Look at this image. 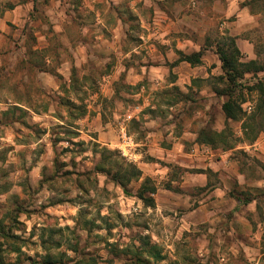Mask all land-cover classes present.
<instances>
[{"label":"rangeland","instance_id":"obj_1","mask_svg":"<svg viewBox=\"0 0 264 264\" xmlns=\"http://www.w3.org/2000/svg\"><path fill=\"white\" fill-rule=\"evenodd\" d=\"M17 6L28 21L24 33L11 25L10 33L0 36V85L14 90L0 101L29 103L37 112L11 107L0 117L20 123L0 127V220L21 238L16 253L9 246L1 251L5 262L44 264L51 255L55 264H264V232H259L264 195L252 187L240 194L234 182L237 170L251 185L264 176V133L256 143L243 134V124L257 114L259 95L238 91L247 115L235 122L226 120V99L213 91L219 84L214 78L223 73L217 48L227 37L240 47L253 44L255 59L264 64V0H0V17ZM61 8L76 11L77 25L69 35L85 43L80 58L66 65L58 57V40L48 43L43 37L48 29L42 28L44 10ZM91 8L101 12L102 24ZM159 25H176L177 31L160 36ZM187 36L201 42L199 49L209 56L198 66L176 63L180 51L174 45L173 55L163 43ZM21 47L27 48L30 65L19 60ZM49 56L55 57L52 62ZM10 57H18L14 66L6 65ZM161 65L169 76L155 86L147 77ZM144 71L147 77L139 81L136 73ZM41 73L50 74L45 80ZM180 76L190 77V84L169 87ZM259 78L264 80V72ZM255 81L248 76L243 84ZM256 125L264 127V116ZM123 127L135 142L128 149ZM226 128L232 150L196 142L201 130ZM12 132L19 133L15 145L7 140ZM126 164L142 172L128 194L107 175ZM36 168L40 176L34 181ZM221 172L233 178L229 195H220ZM146 180L159 191L165 209L145 207L136 198ZM260 196V217L250 207L238 214L227 211L237 198L247 202ZM187 201L190 209L204 203L210 208L184 218Z\"/></svg>","mask_w":264,"mask_h":264},{"label":"crops","instance_id":"obj_2","mask_svg":"<svg viewBox=\"0 0 264 264\" xmlns=\"http://www.w3.org/2000/svg\"><path fill=\"white\" fill-rule=\"evenodd\" d=\"M70 1H72V0H70ZM91 11H95V14L99 18V23L102 24V21L100 19L101 15H102L101 12L99 10L96 11L93 8H91ZM44 12H45V19H46L47 23H43L42 28L44 30H46V29H48V30H47V33L45 35H43V37L48 41V43L52 39L58 40V43H59V45H58V50H59L58 51V57H59V60L61 61L62 64H65V65L69 64L68 60H70L71 64H72L75 59L77 60V59L80 58L79 52L81 50H85L84 49L85 46H83V44H85V43H83V41L81 39H79V40L77 39L75 41L69 35L70 34L69 28H71L72 25H74V26L77 25V23L75 22V20L73 18V17L76 18L78 16L76 11H74V10H70L69 11L67 9L61 8L60 10H54V9L46 10L45 9ZM158 13L162 17H164V16L166 17V15H167L162 10H159ZM27 15L28 14L24 13V10H22L21 6H17V7H15V9L5 13L4 16H1L0 17V36H4L5 34H9L10 30H11V27H10L11 25H16L17 27H20V28L22 27L20 32L24 33L25 23H27V21H28V18L25 19V17ZM102 26H104V24ZM176 28H177L176 25L174 27H171V29H170L169 25L166 26V27L164 25H159V28H158L159 30L157 31V33L162 32L160 36L173 34V33H175L177 31ZM39 33H40V31H39ZM39 33L37 32V35ZM97 39L98 40H97L96 43L97 44H102V43H100V40H102V37H97ZM171 39H172L173 43L170 42L169 39L164 40L163 43L165 45L170 46L171 49H170L169 52L173 53V55H174V52H173L174 45H175V48L178 51H181V52H183L186 55H189V53H187L185 51L188 46H190L191 48H192V46L195 47V49H197V52L201 51L199 49V47H201L202 43L199 42L198 43L199 45H196L195 42H194L195 40L193 38L189 37V36H187L183 40L176 39L174 37H171ZM175 41H177V44H174ZM236 42H237V39H236ZM20 45H22V44H20ZM237 45L240 48V50L242 51V53L243 54L245 53L244 54V57H245L244 60L245 61H247L246 57H247V59L249 58L251 60H255V49H254L253 44H250L247 41V44H243L242 47H240V45L238 43H237ZM49 47H50V44H45V46L43 48L44 49H48ZM86 47H87V49H90V50L93 49V46L90 47L88 44H86ZM12 49H13V53L17 52V51H15L16 48H15L14 44H12ZM37 49H39V48H37V47L34 48L35 51ZM22 51H24V52H22ZM18 53L21 54L19 60L24 61L25 63H27V65L31 64L29 54L26 55V53H27V48L26 47H23V48L21 47L19 49ZM193 53H196V52H193ZM87 55H88V53H87ZM88 57H89V55H88ZM167 57H171L170 53H167ZM208 57L209 56H205V53H204L203 58H202V63H203V61H206ZM54 58L55 57L49 56L47 58V60L49 62H52V60ZM218 59H219V57H218ZM17 61H18V57H14V58L10 57L8 59V63L6 62V65L7 66H14ZM173 61H175V59L172 60V58H170V62L173 63ZM213 63L217 64V62H213ZM2 65H3V60L0 59V67ZM211 65H212V62H209V64L206 63L205 68L207 66L210 68ZM165 69H166V67L163 66V65H161L160 67H157V68H153V70L150 71V73L148 74L149 75L148 77L146 76V71H144L143 73H140V74L136 73L137 74V79H139V81H141L143 79L145 80L146 79L145 77H147L148 81L153 83V84H155V86L156 85L157 86H161L163 81H165L166 77L169 76V74L166 73ZM158 70H161V71L163 70L165 73L161 74L160 71L158 72ZM7 72H10V71H8V69H7ZM47 74H50V73H47ZM47 74L41 73V75L39 74L40 75L39 77H41L42 79L46 80V78H44V75L46 76ZM208 75L209 74L206 73V75H204V76L206 77ZM47 77L51 78L50 76H47ZM193 78H195V76H193ZM69 79L71 80V78H69ZM190 80H191L190 77H182V76H180L179 78L176 79L175 83L172 82L169 87L177 86V85L190 84ZM25 82L26 83H30V78L28 76H25ZM45 85H47V84H45ZM0 86H1L0 87V98L14 96V90L12 91L9 87L3 88L2 85H0ZM1 102L2 101H0V113H1L0 117L2 116L1 119L4 117L3 116V112L8 111L9 108H11V107L18 108L19 110L23 109V110H26V111L31 112V113L37 112L36 106L31 105L29 103H27V104H23L21 102L12 103L11 101H9V103H5L3 105ZM225 118H226V116H225ZM1 119H0V127L1 128H14V127L19 126V124H20L16 120H10L8 122H3V120H1ZM9 126H11V127H9ZM17 136L19 137V133L18 132H16V133L12 132L11 135L7 138V140L12 139V143H13V145H15L16 144L15 139H16ZM255 146H256V144L255 145L252 144V145H249V148L250 147L253 148ZM39 169L40 168L33 169V172L31 173V177L34 179V181H35L36 177L40 176V174H39L40 172L37 173L39 171ZM36 170H37V172H36ZM220 177L224 181V186H225L224 187L225 191L223 193H221L220 195H229L230 194V188H231L230 180H232L233 178L230 176V174H228V172H221L220 173ZM234 182H235V184L237 186V189L240 190V192H241L240 194H243L244 193L243 191L247 190L248 187H250V188L252 187L251 188L252 190H250V191H254V192H257L260 195H262V194L264 195V176L257 183H255V184L253 183L251 185L247 181L246 174L241 173L240 170H237L235 172V180H234ZM201 187H204V185L202 184ZM157 192H159V191L157 190ZM240 196H242V195H240ZM153 197L155 199V204H156L155 207L158 208L159 210L165 209L167 204H165V201L161 198V196L158 193H156V194H154ZM260 200H261V196L258 197V198L253 199L252 201H247V202L242 201L239 198H237V202L235 200V204L233 206L229 207V209H227V211H230L231 213L238 214V212L243 211L244 209H247L248 207H250L252 213L257 218V217L261 216V212H260V208L259 207H261L262 204H261ZM228 203H230V202L228 201ZM191 206H192V203L187 201V204L185 205V207L188 209L189 213L185 214L184 218H186V217H193L194 218L195 215L197 213H199V211H200V214H201V212H202L201 209H205L206 207L210 208L209 204H205V203L201 207H199L198 209H190ZM193 210H195V211H193ZM259 228H260L259 232L261 231L260 234H263L264 228L261 225H259ZM16 232H18V231H16ZM0 242L3 243V239L2 238H0Z\"/></svg>","mask_w":264,"mask_h":264},{"label":"trees","instance_id":"obj_3","mask_svg":"<svg viewBox=\"0 0 264 264\" xmlns=\"http://www.w3.org/2000/svg\"><path fill=\"white\" fill-rule=\"evenodd\" d=\"M219 44L217 55L221 62L223 73L214 79L217 80L219 84H223L224 88H220L219 84L215 83L213 84V91L218 97L226 99L222 104V111L226 116V120L235 122L242 121L247 115V112L243 108L244 101L240 103L238 101V91L246 88L258 92L260 104L257 109V114L250 117L252 123L246 121L245 124H243L244 136L250 140V143H255L259 136L264 133V127L260 126L261 128L258 129L256 125L258 117L264 116V80L259 78V74L264 72V64L260 63L258 59L245 61L244 54L238 47L236 38L234 37H227L225 42ZM179 53L181 58L176 63L187 62L193 67L202 64V58L204 55L203 50L189 55H186L181 51ZM248 76H253V79H256L252 86L243 84ZM229 132L228 128L221 132L214 130H201L197 136L196 142L198 144L212 146L213 148L220 147L223 151H229L233 149L235 144ZM110 153L116 155V152ZM107 175L111 177V180H113L114 183L119 184L126 194L129 193L128 186L133 181H138L142 178L141 170L133 164L118 166V169L114 173L109 171L107 172ZM149 184V180H146L142 184L136 198L143 202L145 207L154 208L156 205L155 199L151 197V194H156L157 189L151 187ZM6 225L8 224L3 222V220H0V238L3 239V243L0 242V264H8L5 262L1 253V251L4 250V247H13L11 248V252L16 253L18 248H14V246L19 244L17 242L21 239L20 236L14 234V229H10V227L6 228ZM50 256L51 255L45 259L44 264H55ZM145 263L148 264L147 262Z\"/></svg>","mask_w":264,"mask_h":264},{"label":"built area","instance_id":"obj_4","mask_svg":"<svg viewBox=\"0 0 264 264\" xmlns=\"http://www.w3.org/2000/svg\"><path fill=\"white\" fill-rule=\"evenodd\" d=\"M247 111L252 110V106L248 105L246 108ZM128 119H132V116L129 115ZM121 139H122V144L124 148H130L132 146H135L134 139L131 135L128 134L127 130L123 127L122 128V133H121Z\"/></svg>","mask_w":264,"mask_h":264}]
</instances>
